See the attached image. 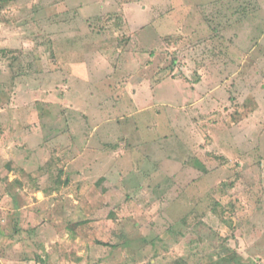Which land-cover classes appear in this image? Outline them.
<instances>
[{"label":"rangeland","instance_id":"1","mask_svg":"<svg viewBox=\"0 0 264 264\" xmlns=\"http://www.w3.org/2000/svg\"><path fill=\"white\" fill-rule=\"evenodd\" d=\"M0 264H264V0L0 2Z\"/></svg>","mask_w":264,"mask_h":264},{"label":"trees","instance_id":"2","mask_svg":"<svg viewBox=\"0 0 264 264\" xmlns=\"http://www.w3.org/2000/svg\"><path fill=\"white\" fill-rule=\"evenodd\" d=\"M5 0H0V2H4Z\"/></svg>","mask_w":264,"mask_h":264},{"label":"crops","instance_id":"3","mask_svg":"<svg viewBox=\"0 0 264 264\" xmlns=\"http://www.w3.org/2000/svg\"><path fill=\"white\" fill-rule=\"evenodd\" d=\"M18 233V232H17Z\"/></svg>","mask_w":264,"mask_h":264}]
</instances>
